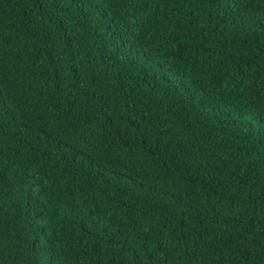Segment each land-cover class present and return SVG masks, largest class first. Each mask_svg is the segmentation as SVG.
<instances>
[{
	"label": "trees",
	"instance_id": "trees-1",
	"mask_svg": "<svg viewBox=\"0 0 264 264\" xmlns=\"http://www.w3.org/2000/svg\"><path fill=\"white\" fill-rule=\"evenodd\" d=\"M0 264H264V0H0Z\"/></svg>",
	"mask_w": 264,
	"mask_h": 264
},
{
	"label": "clouds",
	"instance_id": "clouds-1",
	"mask_svg": "<svg viewBox=\"0 0 264 264\" xmlns=\"http://www.w3.org/2000/svg\"><path fill=\"white\" fill-rule=\"evenodd\" d=\"M131 45H132L131 51L125 49L124 51L120 52L122 49H120V50L116 49L113 53L110 54L109 62H107L106 64L110 65L111 74H113L114 76H116L115 71H114V64H117V65L123 67L124 70L130 75H132L130 70H129L130 67L142 68L145 66V63L142 60V55L140 54V50L138 49V46L134 43H132ZM115 54H116V56H114V58L111 59V56H113ZM160 92H161L162 97H163V91L160 90Z\"/></svg>",
	"mask_w": 264,
	"mask_h": 264
}]
</instances>
